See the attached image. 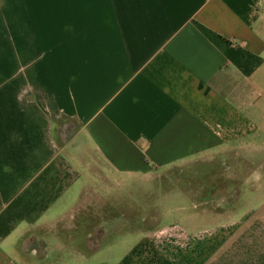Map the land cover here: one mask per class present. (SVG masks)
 <instances>
[{
    "label": "crops",
    "instance_id": "0c3cea01",
    "mask_svg": "<svg viewBox=\"0 0 264 264\" xmlns=\"http://www.w3.org/2000/svg\"><path fill=\"white\" fill-rule=\"evenodd\" d=\"M262 107L264 0H0V264H264Z\"/></svg>",
    "mask_w": 264,
    "mask_h": 264
},
{
    "label": "rangeland",
    "instance_id": "374dc122",
    "mask_svg": "<svg viewBox=\"0 0 264 264\" xmlns=\"http://www.w3.org/2000/svg\"><path fill=\"white\" fill-rule=\"evenodd\" d=\"M262 108H264V107H262ZM252 146H254V147H252L250 149H253V148L257 149L258 148V151H260L259 148L264 147V131H260V132H258V134H256V137H254V140L252 141ZM237 155H238L237 157H234V158L231 157V159H232L231 161L237 162V161H239L241 159L240 156H243V154H241V155L237 154ZM209 167H211L212 169H215L214 172L216 174H218L217 178H219V179L220 178H222V179L224 178L225 179V177L227 176L226 175L227 170L230 167H233V165H231V162L229 160H216V161H214V164L209 165ZM255 172H256L255 168H251V169L248 170V174H249V177H247L248 183H244V180H243V182L241 183V186L239 187V190L244 191L246 189L247 191H252V190H255L254 186H256V185L258 186V185H261L262 183H264V181H262V183H261V181L258 182L259 178L255 177V174H256ZM141 190H142V188L140 190L136 191V197H137L138 200H143L144 199L143 195L144 194L146 195V191H141ZM249 193L250 192H247V193L245 192V195H247ZM152 194L156 195V194H160V192L156 191V193H152ZM250 194H253V193H250ZM235 196H237L238 202L240 204H242L243 207L246 204L251 203V202H249L250 198L247 197L248 199H242L240 195L236 194V192L230 195V197H233V200H234ZM238 197H239V199H238ZM94 235H95V232H93L91 234V236H94ZM99 237H100V235L98 234V236H96L95 239H99ZM93 244H95V243H93ZM90 245L92 246V244H90Z\"/></svg>",
    "mask_w": 264,
    "mask_h": 264
}]
</instances>
